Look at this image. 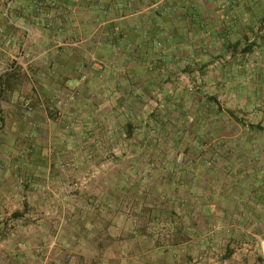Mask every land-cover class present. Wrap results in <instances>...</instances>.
Listing matches in <instances>:
<instances>
[{
  "label": "rangeland",
  "instance_id": "374dc122",
  "mask_svg": "<svg viewBox=\"0 0 264 264\" xmlns=\"http://www.w3.org/2000/svg\"><path fill=\"white\" fill-rule=\"evenodd\" d=\"M157 1L114 4L140 35L99 40L93 78L80 73L57 105L34 101L61 132L29 131L12 154L28 161L21 150L40 147L63 179L32 198L27 167L15 170L17 196L0 199V264L12 250L14 264H264V39L234 30L262 22L264 0ZM62 141L77 150L58 156Z\"/></svg>",
  "mask_w": 264,
  "mask_h": 264
},
{
  "label": "crops",
  "instance_id": "0c3cea01",
  "mask_svg": "<svg viewBox=\"0 0 264 264\" xmlns=\"http://www.w3.org/2000/svg\"><path fill=\"white\" fill-rule=\"evenodd\" d=\"M127 1L129 0H0V27L12 36L14 42L24 51V60L27 63L24 70L21 67H9L7 57L2 58L0 64V199L3 202L18 194V188L14 187L15 170L18 167H27L29 195L32 198L39 195L36 192L39 188L37 183L47 181L57 184L63 179L60 170L55 164L52 166L48 162L40 147L33 145L29 149L21 150L25 156L30 157L28 161L14 158L12 153L17 152L20 141H26L27 132L39 130L53 135H59L61 132V128L51 121L47 112L27 113L22 110L20 103H34L38 101V97L46 99L50 104H59L62 101V89L78 85L80 73L88 71L92 78L95 76V66L90 67L86 61L89 54L99 53L100 45L108 46L112 43L110 40L118 39L117 42H120L125 33L140 35V29L128 25L129 16L111 10L115 5L118 8H126ZM163 1L159 0L157 3ZM155 22L160 30L159 19L155 18ZM256 24L254 19L250 27L248 24L241 26V22H237L234 30L238 29L237 33H241L235 36L248 38L245 32L247 27L246 31L250 29L251 34L255 32L258 38L264 39V31L257 32L259 24L264 26V17L262 22ZM225 28L224 24H220L216 31L218 34H224ZM99 40H106L105 43H108L105 45ZM228 46L222 43L220 45L221 50L222 47ZM234 46L237 52L245 49L239 38H236ZM133 70L137 71L135 68ZM21 72L27 75L28 82L25 77L26 82L20 80ZM108 72L112 73L111 69H108ZM68 114L74 116L73 113ZM60 143L59 153H56L58 156L70 153L68 149L73 146V150H77L75 145L67 146L63 141ZM83 149L85 153L90 150L86 145ZM3 150L7 155L2 154ZM1 167H10V173L4 172ZM12 180L15 181L13 184ZM57 194L53 191L48 197ZM254 214L257 215L258 212ZM3 227V223H0V229L3 230ZM16 227L22 230L26 227L28 230H45L41 225L34 227L30 224H16ZM237 228L244 231L243 226ZM8 242L9 240H0V246ZM256 244L264 254V239H257ZM8 254L14 264L17 253L12 250Z\"/></svg>",
  "mask_w": 264,
  "mask_h": 264
},
{
  "label": "built area",
  "instance_id": "2783aa9c",
  "mask_svg": "<svg viewBox=\"0 0 264 264\" xmlns=\"http://www.w3.org/2000/svg\"><path fill=\"white\" fill-rule=\"evenodd\" d=\"M4 57L8 58V66L11 68L21 67L23 70L27 68L26 67L27 63H25L24 60L26 54L21 49V47L14 42L12 36L8 35L6 31L2 27H0V64H2L1 59ZM86 78H87L86 75H83L81 77L82 80H85ZM74 99H75L74 94L67 95L65 103L72 102L74 101ZM44 105L45 104L43 100L39 98L37 102V107L44 108L45 107ZM25 107L27 113H31L35 108V104L31 102H27L25 103Z\"/></svg>",
  "mask_w": 264,
  "mask_h": 264
},
{
  "label": "trees",
  "instance_id": "16d2710c",
  "mask_svg": "<svg viewBox=\"0 0 264 264\" xmlns=\"http://www.w3.org/2000/svg\"><path fill=\"white\" fill-rule=\"evenodd\" d=\"M208 99H210L211 101H213V102H215V100H214V98H208ZM222 111V110H221ZM219 109H217V110H210L209 111V116H211V118L212 119H216L218 116H220V113L219 112H221ZM232 113V115H234V112H231ZM235 116V115H234ZM158 117V116H157ZM157 117H155V119H157ZM236 117V116H235ZM151 121H152V118L150 119ZM161 121H163V120H161ZM129 127L131 128V131L133 130L132 128V126L131 125H129ZM130 135V134H129Z\"/></svg>",
  "mask_w": 264,
  "mask_h": 264
}]
</instances>
